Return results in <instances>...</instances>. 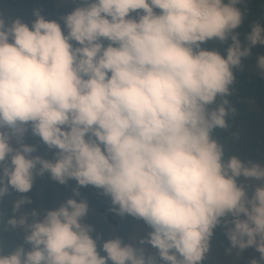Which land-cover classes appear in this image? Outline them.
I'll use <instances>...</instances> for the list:
<instances>
[{
  "label": "clouds",
  "instance_id": "obj_1",
  "mask_svg": "<svg viewBox=\"0 0 264 264\" xmlns=\"http://www.w3.org/2000/svg\"><path fill=\"white\" fill-rule=\"evenodd\" d=\"M75 2L59 21L0 11V202L37 177L75 181L55 209L14 202L8 224L24 240L0 264H203L218 228L229 253L252 249L248 264H264V163L226 154L216 135L237 114L236 71L264 48V23L241 40L247 0ZM88 187L144 222L137 246L84 222Z\"/></svg>",
  "mask_w": 264,
  "mask_h": 264
},
{
  "label": "trees",
  "instance_id": "obj_2",
  "mask_svg": "<svg viewBox=\"0 0 264 264\" xmlns=\"http://www.w3.org/2000/svg\"><path fill=\"white\" fill-rule=\"evenodd\" d=\"M58 0H0V11H3L10 18L20 17L25 22L34 19L32 13L39 10L41 15L48 20L59 21L60 17L69 13L77 6L75 0L63 6H57ZM244 8V5H240ZM248 14L244 25L239 29L241 40L249 30V26L257 20L264 23V0H247ZM204 47L216 48L223 54L226 45L221 46L216 41H210ZM264 54V48L257 46L253 50V56L242 61V70L236 71V82L234 93L230 101L237 109V114L229 120L228 131L217 130L216 135L225 144L226 154H238L241 158L247 157L254 161L264 163V78L260 75V70L256 74L248 70L252 65H257L256 56ZM253 101L255 105L251 110L247 109L246 103ZM238 134L239 138H236ZM27 143L38 146L39 155L45 158H52L53 153L42 145L38 138L30 135L26 139ZM74 183L75 181H70ZM80 198L85 199L89 205V211L85 218V223L92 225L95 233L102 235L103 239H109L110 227L117 224L116 234L124 241L127 240L135 225L136 219L131 216L120 217L111 211V201L100 194L94 188H80ZM69 194V187L59 185L52 181L47 175L37 177L32 190L27 194H18L11 191L10 195L4 197L0 202V252L7 255L16 246L23 243L24 236L17 228H12L8 220L14 215L11 200L18 196L27 195L31 198L32 204L25 205L23 212L32 210L50 209L55 197L65 200ZM72 197V191L69 198ZM68 198V199H69ZM211 246L229 248L230 244L224 235V230L218 228L212 239ZM27 247V246H26ZM155 254V250H154ZM203 264H210V260L205 258Z\"/></svg>",
  "mask_w": 264,
  "mask_h": 264
},
{
  "label": "rangeland",
  "instance_id": "obj_3",
  "mask_svg": "<svg viewBox=\"0 0 264 264\" xmlns=\"http://www.w3.org/2000/svg\"><path fill=\"white\" fill-rule=\"evenodd\" d=\"M73 0H58L57 1V6H63L65 4L70 3ZM250 73L256 74L258 72V68L256 65H252L249 70ZM247 105V109L251 110L252 108H254L253 105L254 102L253 101H248L246 103ZM75 184L74 183H69L68 187H69V194L66 197L65 200H61L58 197H55L51 208L50 209H55L56 207H58L61 203H63L64 201H66L69 198V195L71 193V189L72 187H74ZM21 196L16 197L14 200H11V205L13 207V204L16 200L20 199ZM24 207V206H23ZM23 207L21 209V212H23ZM43 208L39 207L38 212H43ZM15 216H19V213H14ZM17 229H19L23 236L25 235L23 229L17 227ZM116 230H117V224H113L110 227V232H109V239L110 238H114L117 237L116 234ZM149 231V229L147 228V226L144 224V222L142 220H137L135 222V225L133 227V230L131 232V234L128 236L127 240L125 241V243H129L132 244L133 246H137L138 241L143 238L147 232ZM146 248V254L147 253H151L154 254V249L151 248L150 245H146L144 246ZM229 248H223V247H218V246H211L209 253L207 254L206 258H208L210 260V264H248V261L254 257V256H258L257 253L254 252V250L252 249H248L245 250L244 252L240 253L239 255L236 254V250H233L231 253L228 252Z\"/></svg>",
  "mask_w": 264,
  "mask_h": 264
}]
</instances>
